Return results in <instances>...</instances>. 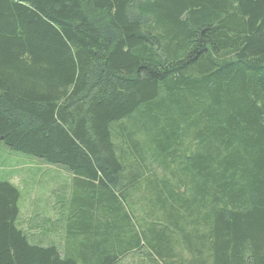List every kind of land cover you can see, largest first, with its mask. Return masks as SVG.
<instances>
[{
  "label": "trees",
  "instance_id": "obj_1",
  "mask_svg": "<svg viewBox=\"0 0 264 264\" xmlns=\"http://www.w3.org/2000/svg\"><path fill=\"white\" fill-rule=\"evenodd\" d=\"M0 142L72 175L0 264H264V0H0Z\"/></svg>",
  "mask_w": 264,
  "mask_h": 264
},
{
  "label": "rangeland",
  "instance_id": "obj_2",
  "mask_svg": "<svg viewBox=\"0 0 264 264\" xmlns=\"http://www.w3.org/2000/svg\"><path fill=\"white\" fill-rule=\"evenodd\" d=\"M71 178L70 172L64 170L63 167L14 152L0 142V181H10L20 192L17 223L22 228L26 229L30 224L38 226L42 224L41 217L38 216L58 217L57 212L53 211L54 203L44 204L41 201L48 198L49 201H53V197L58 195L70 196L68 195V188H71ZM51 213H55V215ZM58 218L57 221H54V224L60 221V217ZM137 225L140 226L139 223ZM35 232L38 234V238L42 237L40 229L35 230ZM143 250L145 248L142 249L141 253L127 255L118 264H146L142 260Z\"/></svg>",
  "mask_w": 264,
  "mask_h": 264
},
{
  "label": "crops",
  "instance_id": "obj_3",
  "mask_svg": "<svg viewBox=\"0 0 264 264\" xmlns=\"http://www.w3.org/2000/svg\"><path fill=\"white\" fill-rule=\"evenodd\" d=\"M50 197H52V196H50ZM41 203H44V204H52V203H54L53 211L57 212L58 217L63 212L64 206H63L62 197H59V196L53 197V201H49V198H48L45 201H41ZM51 214L55 215V213H51ZM38 217H41L40 220L42 221V224H40L39 226L35 225V224H30L28 226V228L24 229L26 235L28 236L29 240L33 241L34 243L37 242V241H40L43 244L45 242H52L53 243L55 240L53 239L51 234H53L55 232V230H57V229L55 228V224L53 226H50V224H51V222L54 223V221L56 219H58V217H55V216H49V217L48 216H45V217L38 216ZM37 229H40V231L42 232V234H41L42 237L41 238H38V234L35 232V230H37ZM42 239H45L46 241H43Z\"/></svg>",
  "mask_w": 264,
  "mask_h": 264
}]
</instances>
